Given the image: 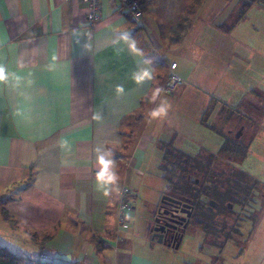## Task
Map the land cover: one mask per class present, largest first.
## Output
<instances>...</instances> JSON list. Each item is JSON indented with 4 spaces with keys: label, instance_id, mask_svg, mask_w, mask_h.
<instances>
[{
    "label": "crops",
    "instance_id": "crops-1",
    "mask_svg": "<svg viewBox=\"0 0 264 264\" xmlns=\"http://www.w3.org/2000/svg\"><path fill=\"white\" fill-rule=\"evenodd\" d=\"M241 1L225 12L222 5L228 0H161L158 10L142 9L137 22L117 0H101L98 19L90 26L83 0H0V66L7 77L0 80V245L28 258L47 254L54 264H225L222 248L228 241L222 247L205 242L206 251L215 248L218 255L201 263L176 256L182 241L175 249L152 239L165 190L153 158L161 157L157 142L167 140L148 113L166 95L173 62L180 78L174 94L189 89L197 78L213 124L229 106L246 108L248 86L264 91L256 78H242L243 90L235 97L233 86L224 81L232 59L238 69L251 54L232 37L244 18L226 28ZM160 7L169 9L161 13ZM218 18L223 22L217 23ZM179 21L185 26L177 37ZM125 34L140 55L129 51ZM145 47L166 62L162 74L156 73ZM145 66L152 68L153 79L137 84L132 74ZM157 87L162 91L150 101ZM137 115L142 118L135 122ZM254 124L245 121L243 130L255 131ZM207 128L216 139L201 150L217 153L219 135ZM98 148L112 153L118 176L108 195L96 184ZM122 185L145 186L156 197L146 194L140 203L131 202L126 222L119 224L116 189ZM234 242L246 247L244 241Z\"/></svg>",
    "mask_w": 264,
    "mask_h": 264
},
{
    "label": "rangeland",
    "instance_id": "rangeland-1",
    "mask_svg": "<svg viewBox=\"0 0 264 264\" xmlns=\"http://www.w3.org/2000/svg\"><path fill=\"white\" fill-rule=\"evenodd\" d=\"M238 1L239 0H228V2H224V5H222V10H225V12H228L229 10L231 11ZM161 4V0H147L142 9L145 12L148 10L153 12L154 7ZM155 9H157V7ZM168 9L169 8L165 7L159 10L161 13H163L161 10H165L167 12ZM230 15L232 18L228 19V25L234 22L238 15V11H234L233 13H230ZM245 15L246 17L236 23L235 27L232 29V37L239 41L241 47H247V53L251 54L246 55L247 64L244 66H241L238 69L234 68L232 59L230 63L231 69H225L226 71L230 72V75L227 76V72H225L224 81L225 83L231 85V87L233 86L231 91L236 93L235 97H237L238 93H240V89L243 90L240 87V85L243 83L242 78L251 80L254 77L257 79V82H259L257 86H259V88H264V5H261V7H258L257 5L250 7ZM221 21L223 22V20L220 18L217 19V23H221ZM144 50L148 58H150L152 62H155L156 73L158 75L162 74L163 69L166 67V62H164L161 58L157 59L156 53H154L151 48L147 49L145 47ZM171 55L175 56V54ZM168 58L169 60L171 59V57ZM259 59L262 60L260 65L258 64ZM248 61L251 62L249 63ZM198 64L199 68H206L205 65L201 63ZM233 69H235L236 72H234ZM228 79L229 82L227 81ZM193 80V85L189 86V89L193 90L187 89L181 93V88H179L176 90L175 94L173 92L163 95V98H166L170 104L167 116L164 118H156V120L153 119V122L158 123V127L163 128L165 133V135H163L164 140L172 141L173 145H177L179 148H182L183 152L191 156L200 153L201 148H203V145L206 144V141H212L213 139H216V137L211 133L206 125L208 123H212L211 119L214 117V114H208L210 109L208 106L210 103L207 102L208 99H206V96H204V89L200 87L198 83H196V80L198 79L194 78ZM254 86V84H252L250 87L248 86L247 89L249 91L244 93V95L242 93V95L246 96V98H250L247 99V101L255 99V95L253 93H256L258 90L251 88ZM241 108L246 113V109L243 107ZM248 114H250V112H248ZM250 115L253 116V114ZM201 117L203 119L205 118V121H201ZM253 126H255V131L252 130L251 132L249 129H246L243 130L245 131V134L242 132L239 136V138L243 136L244 141H246L248 138L247 136L252 134L250 139L247 140L248 146L246 147L245 156L237 165L240 169L249 173L253 178L261 181L264 188V118H260L259 121L255 122ZM238 128L239 124L236 126V128H234V131ZM257 130L258 133H256L257 135L253 140V133L257 132ZM156 160H158L159 164V155L158 157L154 156L153 162ZM153 179L157 181L158 185H162L163 180L160 177L155 178L153 176ZM130 190L132 193L130 202L132 203H140L141 201L139 200L146 194L156 197V194L153 191L147 189L145 186L142 188L135 186ZM137 194L138 196H136ZM257 206L259 209L260 204H257ZM260 208V212L257 215L258 217H256V222L254 224L248 220L240 222V231L242 234L236 237V239L228 240V242L222 248V256L225 259V264H264V201L263 206ZM249 210L250 208L248 207L245 213L247 214ZM1 219L2 218H0V221ZM251 233L252 236L250 237ZM238 240L244 241V243H246V247L244 249L239 247L240 245L237 244L238 242H234ZM249 241H251V243ZM200 247L203 248V251H201L202 249ZM206 249L207 246L205 244L204 235H202L201 232H197V234L194 233L190 226L182 238L179 249L177 251L175 250V254L180 259L198 258L201 263L208 262L211 256L218 255V251L215 248H211L210 251H206ZM24 254L31 257L35 256L34 253H29L28 251H25Z\"/></svg>",
    "mask_w": 264,
    "mask_h": 264
},
{
    "label": "trees",
    "instance_id": "trees-1",
    "mask_svg": "<svg viewBox=\"0 0 264 264\" xmlns=\"http://www.w3.org/2000/svg\"><path fill=\"white\" fill-rule=\"evenodd\" d=\"M138 2L142 10L147 0H138ZM253 4L264 5V0H242L236 19L226 28H233L236 21L245 18L246 12ZM184 26V21H179L174 26L177 37L180 36ZM253 94L256 102L246 101V113L244 110L228 107L227 110H222L216 124H206L219 135L220 147L217 153L201 150L200 153L191 156L173 145L172 141L157 142V147L161 151L158 169L165 183L163 194L190 200L194 205V211L186 228L190 226L200 228L204 233L205 242L218 247H222L226 241L236 239L241 234L240 222L245 220L241 217L246 216V220L254 224L260 207L263 206L262 183L237 165L245 156L247 140L251 134L247 136L246 141L243 136L235 138L232 134L234 128L244 120L254 124L260 118H264V91L258 90ZM213 99L214 97H211V100ZM141 118L142 115H137L134 121L138 122ZM228 127L233 128L232 132H229ZM209 200L214 201L218 206L209 209ZM253 201L260 204L256 211L252 206ZM228 205L232 207L229 208ZM248 207L252 210L246 215L245 211ZM0 264L54 263L16 254L7 246L0 245Z\"/></svg>",
    "mask_w": 264,
    "mask_h": 264
},
{
    "label": "clouds",
    "instance_id": "clouds-1",
    "mask_svg": "<svg viewBox=\"0 0 264 264\" xmlns=\"http://www.w3.org/2000/svg\"><path fill=\"white\" fill-rule=\"evenodd\" d=\"M124 38L128 40V48L131 53L136 55H140L139 50L137 49L136 43L134 40L130 39L127 34L124 35ZM146 65L150 63V61H144ZM6 77V69L0 66V80H5ZM132 79L140 84L146 80L153 79V71L149 66L142 67L138 69L136 72L132 74ZM118 92L123 91L121 86H117L116 89ZM162 89L157 87L152 90V94L150 97V101H155L156 98L160 95ZM170 108V104L166 98H161L160 103L153 108L149 113V117L151 119L156 118H164L167 116L168 110ZM98 153L96 160L98 164V171L96 172V184L97 187L103 191L104 195H108L109 193V185H116L118 182V176L114 171L115 163L112 159V153L107 150L96 149Z\"/></svg>",
    "mask_w": 264,
    "mask_h": 264
},
{
    "label": "built area",
    "instance_id": "built-area-1",
    "mask_svg": "<svg viewBox=\"0 0 264 264\" xmlns=\"http://www.w3.org/2000/svg\"><path fill=\"white\" fill-rule=\"evenodd\" d=\"M86 3V19L90 26H94L98 19V13L100 11L101 0H83ZM118 6L128 12L132 18L140 22L142 18V10L138 0H117ZM176 63L170 64V70L167 75V81L164 86V91L168 94L173 93L180 82V78L174 72ZM116 195L118 197V223L124 224L127 219V214L131 210L130 197L132 195L131 190L127 186H120L116 189ZM39 259L44 262L53 263V259L47 254L41 253Z\"/></svg>",
    "mask_w": 264,
    "mask_h": 264
},
{
    "label": "water",
    "instance_id": "water-1",
    "mask_svg": "<svg viewBox=\"0 0 264 264\" xmlns=\"http://www.w3.org/2000/svg\"><path fill=\"white\" fill-rule=\"evenodd\" d=\"M241 135V131H237L236 133V138H239V136ZM164 204H174L176 206H180L182 205L183 208L181 212L187 213L186 216H179V215H172L170 214L168 216V218H165L163 223L159 222V217L156 216L154 218V222L153 225L151 226V237L152 239L157 240L158 243H164L168 246H171L175 249H177L180 245V242L182 241L183 238V233H179L177 235H169L168 237H165V232H168L169 229L172 227L171 223L172 218H176V222L181 224L183 223L182 227L183 230H185V228L187 227V221L186 219H188L191 215V211H192V206L191 204L188 203V199H184V201L176 199L168 194H162L160 200H159V204H158V214L161 212L163 215H168L169 212L163 207Z\"/></svg>",
    "mask_w": 264,
    "mask_h": 264
},
{
    "label": "flooded vegetation",
    "instance_id": "flooded-vegetation-1",
    "mask_svg": "<svg viewBox=\"0 0 264 264\" xmlns=\"http://www.w3.org/2000/svg\"><path fill=\"white\" fill-rule=\"evenodd\" d=\"M238 126V125H237ZM243 128H244V125L242 124V123H239V128L237 129V130H235V131H233L232 132V130L231 129H229V132H232V134L234 135V136H236V133H237V131H241V133L243 132ZM236 138V137H235ZM195 182H197V180H195ZM255 196H257L258 197V194L257 193H255ZM173 197V196H172ZM174 198H176V197H174ZM176 199H179V200H182V201H184V198L183 199H180V198H176ZM188 203L189 204H191V206H192V211H191V215H192V212L194 211V205L192 204V202L190 201V200H188ZM208 203H209V209H213V208H216L217 206H218V204L217 203H215L214 201H212V200H209L208 201ZM257 204H259V202H255V201H253V209L256 211V210H258V206H257ZM229 206V208H231L232 206H230V205H228ZM163 207L169 212V214L167 215H163L161 212L158 214V211L156 212V214H155V217L156 216H158L159 217V222L160 223H163L164 222V220H165V218H168V216L170 215V214H172V215H179V216H186V214L187 213H184V212H181L182 211V209H185V208H183V206L182 205H180V206H176V205H174V204H164L163 205ZM252 210V209H251ZM251 210H250V212H251ZM253 210V211H254ZM249 212V213H250ZM191 215H190V217H191ZM246 215H249V214H246ZM241 216V215H240ZM190 217L188 218V219H186V221H187V223L189 222V219H190ZM243 220L245 219L246 220V216H245V218H244V216L243 217H241ZM172 219H174V220H172V222H170L171 223V225H172V227L169 229V231L168 232H165V237H168L169 235H172V234H174V235H177V234H179V233H184V230H183V227H182V225H183V223L185 222H183V223H181V224H179V223H177L176 222V218H172ZM186 229V228H185Z\"/></svg>",
    "mask_w": 264,
    "mask_h": 264
}]
</instances>
